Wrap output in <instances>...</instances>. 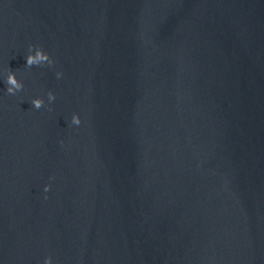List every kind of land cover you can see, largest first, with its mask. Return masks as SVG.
Returning a JSON list of instances; mask_svg holds the SVG:
<instances>
[{
    "label": "water",
    "instance_id": "obj_1",
    "mask_svg": "<svg viewBox=\"0 0 264 264\" xmlns=\"http://www.w3.org/2000/svg\"><path fill=\"white\" fill-rule=\"evenodd\" d=\"M49 256L264 264V0H0V264Z\"/></svg>",
    "mask_w": 264,
    "mask_h": 264
},
{
    "label": "clouds",
    "instance_id": "obj_2",
    "mask_svg": "<svg viewBox=\"0 0 264 264\" xmlns=\"http://www.w3.org/2000/svg\"><path fill=\"white\" fill-rule=\"evenodd\" d=\"M29 52L30 54L26 57L27 67H32L33 65H41L44 64L45 62L48 63L49 65L54 63L50 55L46 53L43 48H35L34 52L32 51V48H30ZM62 75L63 73H57V78L61 77ZM6 84L8 85L7 93L10 95L16 94L18 91H21L24 87L23 83L20 80H18L17 75L14 71H9L6 79ZM48 99L49 101H54L56 99L55 94L49 92ZM32 104L36 109H40L41 107L44 106V100L41 98H36L32 101ZM71 123L77 126H79L82 123L79 114H74L72 116ZM50 188L51 185H47L45 186L44 191L47 192L50 190ZM45 264H53L51 256L46 258Z\"/></svg>",
    "mask_w": 264,
    "mask_h": 264
}]
</instances>
